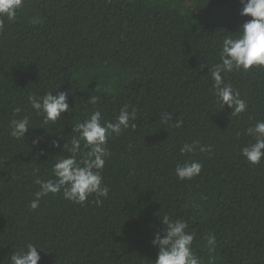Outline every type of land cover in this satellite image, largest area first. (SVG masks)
Returning <instances> with one entry per match:
<instances>
[{
	"label": "trees",
	"instance_id": "trees-1",
	"mask_svg": "<svg viewBox=\"0 0 264 264\" xmlns=\"http://www.w3.org/2000/svg\"><path fill=\"white\" fill-rule=\"evenodd\" d=\"M241 8L240 0H23L15 22L3 18L0 264L28 243L43 249L39 264H153L165 214L188 224L201 264H264V159L252 165L241 155L254 142L247 128L264 121V69L224 76L247 103L239 115L218 103L209 73L222 39L251 19ZM49 91L67 93L71 109L55 124L28 101ZM125 105L130 126L109 137L101 170L108 197L76 204L61 191L30 210L36 180L54 179L53 164L69 155L72 128L97 110L112 121ZM25 116L31 128L17 140L9 125ZM194 141L211 152L181 154ZM185 161L203 167L181 181L174 170Z\"/></svg>",
	"mask_w": 264,
	"mask_h": 264
},
{
	"label": "clouds",
	"instance_id": "clouds-1",
	"mask_svg": "<svg viewBox=\"0 0 264 264\" xmlns=\"http://www.w3.org/2000/svg\"><path fill=\"white\" fill-rule=\"evenodd\" d=\"M23 0H0V27L3 18L15 22L17 12L22 7ZM242 8L240 15L250 17L236 32V35H227L222 39L219 51V63L209 67L213 83V95L221 107L232 109V115H239L247 111V103L241 98L240 93L232 85L225 82L224 76L234 71H250L254 67L264 69V0H240ZM231 33V32H229ZM90 103L96 104L98 98L92 96ZM28 101L37 116L42 118L44 124H55L62 118L63 113H69L68 94L52 91L43 96L29 95ZM16 113L21 109L17 108ZM130 119L128 106L125 105L112 121H103L101 111H94L78 122L72 131L78 135L73 137L70 146L63 145L69 155L56 160L52 166L54 179L46 181L37 179L40 190L35 193V199L30 203V210L39 207L41 198L49 194L63 192V197L76 204H83L88 197L95 194L97 203L100 197L107 198L109 188L103 184L101 170L104 168L106 158L110 156L107 148L109 137L120 135L127 129ZM171 116L162 114L161 120L167 123ZM103 121V122H102ZM183 121L177 120L173 127H182ZM10 135L19 140L25 138L29 127V117L13 119L10 122ZM134 127V125H132ZM247 135L253 138L252 143L241 149V155L247 163L257 165L264 159V121H258L254 126L247 128ZM38 141H33L37 143ZM82 142L83 149L82 151ZM59 147V145H54ZM197 147L199 151L211 152V146H200L199 141L185 143L181 154L193 153ZM79 157V159H78ZM203 165L197 161H185L177 164L175 174L181 181L190 180L201 173ZM164 225L163 233L154 234L152 245L158 249V254L153 264H201L200 258L193 251L194 235L187 231L188 224L182 219H172L167 214L159 217ZM214 243L209 237L208 244ZM38 249L42 248L28 243L21 250L10 255V264H39L41 260ZM212 249L209 248V251Z\"/></svg>",
	"mask_w": 264,
	"mask_h": 264
}]
</instances>
